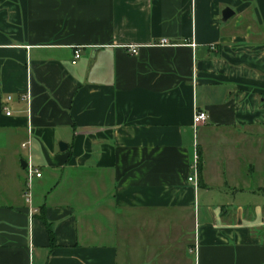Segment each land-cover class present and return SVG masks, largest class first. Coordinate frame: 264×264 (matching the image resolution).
<instances>
[{"label": "crops", "instance_id": "1", "mask_svg": "<svg viewBox=\"0 0 264 264\" xmlns=\"http://www.w3.org/2000/svg\"><path fill=\"white\" fill-rule=\"evenodd\" d=\"M0 264H264V0H0Z\"/></svg>", "mask_w": 264, "mask_h": 264}, {"label": "built area", "instance_id": "2", "mask_svg": "<svg viewBox=\"0 0 264 264\" xmlns=\"http://www.w3.org/2000/svg\"><path fill=\"white\" fill-rule=\"evenodd\" d=\"M160 45H168L169 42L166 39H163L158 43ZM128 51L133 54L137 55L138 54V46H128L127 47ZM80 51L76 50L75 55H74V60L73 64H76L77 60L80 58ZM21 99L26 101L30 107L31 104V93L30 91L25 92L24 94L21 95ZM13 100L12 96H9L7 98V102L3 106L4 112L6 116H11L12 111L9 107V102ZM30 111L28 110V113ZM207 121V114L202 111H196L193 117V127H194V142H193V162H192V173L190 177L188 178V182L193 183L196 187L198 186L197 183V178H198V173H199V162H200V154H199V141H198V136H197V128L199 126H202L206 123ZM25 148L26 145H23ZM26 173H27V179H28V187H27V192L25 193L26 197V202L28 204H31L32 199H31V192H30V184L32 182L33 178H41L42 174L40 171L31 163L29 162L26 168ZM37 213L36 209L30 208L29 215H30V220L32 221L34 215ZM197 246H195L196 249Z\"/></svg>", "mask_w": 264, "mask_h": 264}, {"label": "water", "instance_id": "3", "mask_svg": "<svg viewBox=\"0 0 264 264\" xmlns=\"http://www.w3.org/2000/svg\"><path fill=\"white\" fill-rule=\"evenodd\" d=\"M232 14H233V12H232L231 9H229V8L225 9L223 11V21H226L229 17H231ZM59 146H60L61 151H65L67 149V145L62 143V142L59 144ZM21 163H22V167L24 169H26L27 168V163L24 162V161H22Z\"/></svg>", "mask_w": 264, "mask_h": 264}, {"label": "trees", "instance_id": "4", "mask_svg": "<svg viewBox=\"0 0 264 264\" xmlns=\"http://www.w3.org/2000/svg\"><path fill=\"white\" fill-rule=\"evenodd\" d=\"M46 225H47V230H48V233H49L50 242H51V244H53L54 243L53 231L50 228V224L47 223Z\"/></svg>", "mask_w": 264, "mask_h": 264}, {"label": "rangeland", "instance_id": "5", "mask_svg": "<svg viewBox=\"0 0 264 264\" xmlns=\"http://www.w3.org/2000/svg\"><path fill=\"white\" fill-rule=\"evenodd\" d=\"M194 233V232H193Z\"/></svg>", "mask_w": 264, "mask_h": 264}]
</instances>
